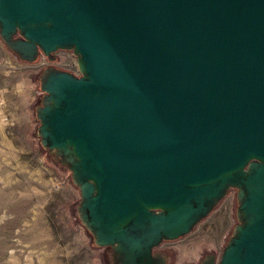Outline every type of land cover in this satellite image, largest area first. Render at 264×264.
<instances>
[{"label":"water","instance_id":"95a60500","mask_svg":"<svg viewBox=\"0 0 264 264\" xmlns=\"http://www.w3.org/2000/svg\"><path fill=\"white\" fill-rule=\"evenodd\" d=\"M0 38L76 56L39 76L37 135L112 264H166L229 189L237 223L200 264H264V0H0Z\"/></svg>","mask_w":264,"mask_h":264},{"label":"rangeland","instance_id":"374dc122","mask_svg":"<svg viewBox=\"0 0 264 264\" xmlns=\"http://www.w3.org/2000/svg\"><path fill=\"white\" fill-rule=\"evenodd\" d=\"M35 62L0 38V264H112L77 216L79 189L70 171L39 142L35 109L43 95ZM236 189L193 230L157 248L166 264L218 257L237 223Z\"/></svg>","mask_w":264,"mask_h":264},{"label":"built area","instance_id":"2783aa9c","mask_svg":"<svg viewBox=\"0 0 264 264\" xmlns=\"http://www.w3.org/2000/svg\"><path fill=\"white\" fill-rule=\"evenodd\" d=\"M53 54H54V58L53 60H50L44 53L39 52L36 60L34 61L36 66L41 70L48 66H54L59 69L69 71L75 76L80 75V71L78 69L76 62V56L72 50L60 49L54 52ZM229 190H234V189H229ZM159 247H161V245Z\"/></svg>","mask_w":264,"mask_h":264},{"label":"flooded vegetation","instance_id":"af4514ba","mask_svg":"<svg viewBox=\"0 0 264 264\" xmlns=\"http://www.w3.org/2000/svg\"><path fill=\"white\" fill-rule=\"evenodd\" d=\"M53 55V58H54V54H52Z\"/></svg>","mask_w":264,"mask_h":264},{"label":"trees","instance_id":"16d2710c","mask_svg":"<svg viewBox=\"0 0 264 264\" xmlns=\"http://www.w3.org/2000/svg\"><path fill=\"white\" fill-rule=\"evenodd\" d=\"M94 245V244H93Z\"/></svg>","mask_w":264,"mask_h":264}]
</instances>
